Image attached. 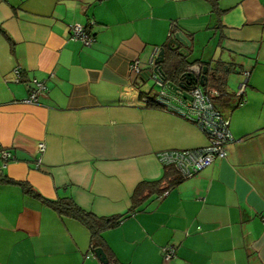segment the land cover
I'll use <instances>...</instances> for the list:
<instances>
[{
	"label": "crops",
	"instance_id": "0c3cea01",
	"mask_svg": "<svg viewBox=\"0 0 264 264\" xmlns=\"http://www.w3.org/2000/svg\"><path fill=\"white\" fill-rule=\"evenodd\" d=\"M75 23L92 46L71 39ZM173 24L192 41L188 60L228 80L214 103L235 139L185 179L157 153L203 148L207 135L141 102L160 89L153 70ZM33 79L47 91L23 103ZM0 175L99 217L134 210L103 232L109 264H264V0L0 1ZM90 248L77 218L0 183V264H102Z\"/></svg>",
	"mask_w": 264,
	"mask_h": 264
},
{
	"label": "built area",
	"instance_id": "2783aa9c",
	"mask_svg": "<svg viewBox=\"0 0 264 264\" xmlns=\"http://www.w3.org/2000/svg\"><path fill=\"white\" fill-rule=\"evenodd\" d=\"M71 39L79 40L85 46H92L96 42V37L89 32V29L79 23L71 26ZM152 63L154 64V59ZM131 68L133 71L139 72V61L135 62ZM14 74L17 82L22 81L23 73L20 67L15 68ZM243 75L245 80L241 82L236 92L237 96H243L250 73L249 71H243ZM156 80L160 83L161 89L158 90L154 98L142 97V104L144 106L155 104L172 114L182 117L195 124L209 139L208 145L203 148L160 151L157 153L159 161L165 166L176 168L180 176L185 179L193 177L218 159L225 158L227 156V145L234 141V137L230 130V120L221 114L214 103L216 95H220L219 91H209L201 85H196L188 91L191 99H187L178 93L169 91L158 77H156ZM46 91L47 84L45 81L33 79L30 94L21 102L26 104L40 103V98ZM38 148L42 152L45 151V144L40 143ZM10 157L8 151L3 152L5 161ZM41 160V158L38 159V165H40ZM162 252L164 259L170 260L176 255V247L166 245L162 248Z\"/></svg>",
	"mask_w": 264,
	"mask_h": 264
},
{
	"label": "trees",
	"instance_id": "16d2710c",
	"mask_svg": "<svg viewBox=\"0 0 264 264\" xmlns=\"http://www.w3.org/2000/svg\"><path fill=\"white\" fill-rule=\"evenodd\" d=\"M176 26L177 25L173 24V28L171 29V33L169 35V39H168L167 43L164 46L165 47L164 48L165 49V60H164L163 63L159 64V67H161L162 70H163L161 79H159V80L161 82H163L167 88H168L167 82L170 81V80L175 82V83H179L181 75L185 72V68L190 66L189 63H188L189 62L188 56L183 55L181 53V50L185 46L177 38V35L179 33H178V29H177ZM191 43H192V41H191ZM176 45H179V46L176 47ZM192 45H191V47H188V46L185 47V48H187V50L189 48V50H188L189 53H190V50L192 48ZM198 62L194 61L192 64H197ZM202 63L209 65L208 63H204V62H202ZM214 74H215L214 76H212L211 74H210V76L216 83L215 86L218 89L217 91H219V93L221 94V95H218V96L216 95V97H221V96L226 95L227 92L224 89V86L226 85L228 80L220 77L218 75V72H216L215 70H214ZM210 76H208V80L205 82V85L203 86L205 89H207V85H208ZM158 84L160 86V83H158ZM194 86L188 85L187 90L193 88ZM160 89H161V86H160ZM168 90L171 91L169 88H168ZM171 92H173V91H171ZM173 93H175V92H173ZM155 94H157V93H155ZM154 96H152V97L151 96H147V97L154 98ZM243 96H244V94H243ZM243 96H238V97L241 98L240 99V105L244 104ZM151 106L159 107V106H157L155 104L147 105V107H151ZM233 142H231V143H233ZM227 147H228V145H227ZM222 159H224V158H222ZM196 175H194V176H196ZM178 176H179V179H184L180 175H178ZM1 182L19 183V184H21L24 187V189L27 192L35 195V197L40 198L44 202L50 204L61 215L75 217L79 221H81L83 224H85L89 228V231L91 233V248H90V251L92 252V254H94L96 252V250L99 249V248H102L105 251V253H107L106 244L103 241V232L106 229L115 228V227L119 226L123 222V220L128 216V214H130V212L132 213L134 211V210H131V211L127 212L126 214L116 215V216H113L111 218L99 217V216H97V215H95L93 213H89V212L81 209L73 201H68V200L55 201V200H49L47 198H44V197L41 196V194L35 193V191L31 187L26 185L25 182H17L15 180L9 178L8 176L0 175V183Z\"/></svg>",
	"mask_w": 264,
	"mask_h": 264
},
{
	"label": "water",
	"instance_id": "95a60500",
	"mask_svg": "<svg viewBox=\"0 0 264 264\" xmlns=\"http://www.w3.org/2000/svg\"><path fill=\"white\" fill-rule=\"evenodd\" d=\"M178 40L185 46V47H190L192 45L190 39L183 33H179L177 35ZM179 45H176L178 47ZM183 47L181 50V53L183 55L189 56V51ZM165 60V49H162L160 52V55L156 61V66L154 67L153 72L156 74V76L161 79L162 76V68L159 67V64L164 62ZM190 66L185 68V72L181 75L180 77V82L175 83L173 81H168L167 86L168 88L175 92L178 93L187 99H191L187 87L188 85H197L200 84L202 86L205 85V82L208 80L209 74L214 76V71H211L210 65H203L202 63H197V64H192L190 61L188 62ZM96 255L100 259V261L103 264H109V259L107 257V254L102 248H99L96 250Z\"/></svg>",
	"mask_w": 264,
	"mask_h": 264
},
{
	"label": "rangeland",
	"instance_id": "374dc122",
	"mask_svg": "<svg viewBox=\"0 0 264 264\" xmlns=\"http://www.w3.org/2000/svg\"><path fill=\"white\" fill-rule=\"evenodd\" d=\"M150 83H151V87H153L154 90H158L159 89L158 86L155 85V80L150 81Z\"/></svg>",
	"mask_w": 264,
	"mask_h": 264
},
{
	"label": "clouds",
	"instance_id": "9594fccd",
	"mask_svg": "<svg viewBox=\"0 0 264 264\" xmlns=\"http://www.w3.org/2000/svg\"><path fill=\"white\" fill-rule=\"evenodd\" d=\"M156 77H157V76H156ZM198 85H200V84H198ZM195 86H196V85H195ZM201 86H202V85H201ZM202 87H203V86H202ZM189 90H190V89H189ZM189 90H188V91H189Z\"/></svg>",
	"mask_w": 264,
	"mask_h": 264
},
{
	"label": "bare ground",
	"instance_id": "6f19581e",
	"mask_svg": "<svg viewBox=\"0 0 264 264\" xmlns=\"http://www.w3.org/2000/svg\"><path fill=\"white\" fill-rule=\"evenodd\" d=\"M182 46V45H181ZM191 47V46H190ZM178 54V53H177ZM155 61V60H154ZM168 66V65H167ZM221 95V94H220Z\"/></svg>",
	"mask_w": 264,
	"mask_h": 264
}]
</instances>
